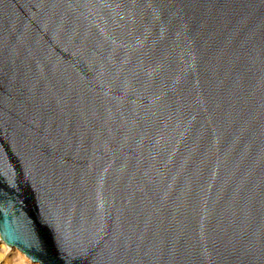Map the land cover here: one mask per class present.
Listing matches in <instances>:
<instances>
[{
    "label": "water",
    "instance_id": "water-1",
    "mask_svg": "<svg viewBox=\"0 0 264 264\" xmlns=\"http://www.w3.org/2000/svg\"><path fill=\"white\" fill-rule=\"evenodd\" d=\"M0 235L264 264V0H0Z\"/></svg>",
    "mask_w": 264,
    "mask_h": 264
},
{
    "label": "rangeland",
    "instance_id": "rangeland-1",
    "mask_svg": "<svg viewBox=\"0 0 264 264\" xmlns=\"http://www.w3.org/2000/svg\"><path fill=\"white\" fill-rule=\"evenodd\" d=\"M2 244L6 243H3L0 239V264H20L18 257H22L21 255H23L25 259L23 264H41L35 261L32 262L19 248L13 247L12 245H9L8 251H5Z\"/></svg>",
    "mask_w": 264,
    "mask_h": 264
},
{
    "label": "bare ground",
    "instance_id": "bare-ground-1",
    "mask_svg": "<svg viewBox=\"0 0 264 264\" xmlns=\"http://www.w3.org/2000/svg\"><path fill=\"white\" fill-rule=\"evenodd\" d=\"M0 239H1V241L3 242V243H6V244H2V246H3V249L5 250V251H8L9 250V245L10 244H8L7 242H5L2 238H1V235H0ZM13 247H16V246H13ZM17 248V247H16ZM23 252V251H22ZM23 254H25L26 256H28V258L32 261V262H34L30 257H29V255H27L25 252H23ZM22 257H18V261L20 262V264H23L24 263V261H25V259H24V256L23 255H21ZM36 262V261H35ZM30 263V262H29ZM38 263H40V262H38Z\"/></svg>",
    "mask_w": 264,
    "mask_h": 264
}]
</instances>
